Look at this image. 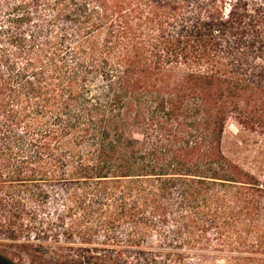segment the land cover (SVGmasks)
<instances>
[{
	"label": "trees",
	"instance_id": "trees-1",
	"mask_svg": "<svg viewBox=\"0 0 264 264\" xmlns=\"http://www.w3.org/2000/svg\"><path fill=\"white\" fill-rule=\"evenodd\" d=\"M241 147L264 150V0H0V208L31 215L10 234L77 238L63 264H264ZM20 188L87 210L37 221Z\"/></svg>",
	"mask_w": 264,
	"mask_h": 264
},
{
	"label": "rangeland",
	"instance_id": "rangeland-1",
	"mask_svg": "<svg viewBox=\"0 0 264 264\" xmlns=\"http://www.w3.org/2000/svg\"><path fill=\"white\" fill-rule=\"evenodd\" d=\"M14 1L16 2L18 0H11V2ZM38 23V19L34 17L33 24L31 26H34ZM39 34H41L40 31ZM236 133V127L234 125L229 126L228 132L226 134V143L232 142L233 139H235L233 136H236ZM229 155L243 161L248 165L254 166L264 171V150L256 147L232 148L229 151ZM59 194L60 193L58 191L51 190L48 198L37 206L28 199V192L21 188L19 192H16L17 198L21 199L18 200L25 205L27 212H33L34 216L37 218V221L48 223L55 221L57 218L65 215L68 210L71 217L67 215L65 220L66 223H69L70 219H79L81 215L87 210L85 206L71 208L70 202L62 198ZM16 210L17 209L12 206H7L4 209L0 208V264H63V261L66 259L65 256L69 253L64 248L66 243L74 242L77 245L81 244L77 238H73L72 241L66 240L65 243V239L63 237L39 238V236H35L33 232L29 234L24 233L22 236H14L10 234L9 230L12 227L19 226V224L23 221L27 223L31 218L30 214L24 215L21 217V219L14 216L13 214ZM3 211H6L4 214L5 216H1ZM95 223V219L90 218L85 219L82 222V225L93 226ZM143 227H145L143 223L134 224L130 221H124L117 224L116 235L118 237H123L124 235L130 233V231ZM152 227H154V232L159 231L156 229H161L162 231H170L172 229V225L170 223L165 226L156 224ZM95 233H97L96 235L99 236L102 235L103 231L100 230L96 231ZM153 234V236H150L151 238L158 236L157 234L159 233ZM156 238L158 241L159 238ZM100 239H102V237L94 236L92 240L93 246L98 245ZM60 244H63L64 246L61 247ZM83 245L91 247V245ZM186 256L192 259L195 255L186 253Z\"/></svg>",
	"mask_w": 264,
	"mask_h": 264
}]
</instances>
